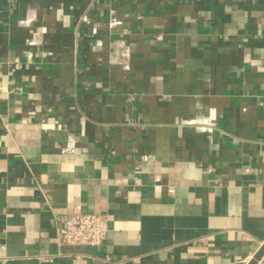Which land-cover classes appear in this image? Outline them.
<instances>
[{
  "label": "crops",
  "instance_id": "1",
  "mask_svg": "<svg viewBox=\"0 0 264 264\" xmlns=\"http://www.w3.org/2000/svg\"><path fill=\"white\" fill-rule=\"evenodd\" d=\"M81 213L105 242L59 245ZM263 246L264 0H0V264Z\"/></svg>",
  "mask_w": 264,
  "mask_h": 264
},
{
  "label": "built area",
  "instance_id": "2",
  "mask_svg": "<svg viewBox=\"0 0 264 264\" xmlns=\"http://www.w3.org/2000/svg\"><path fill=\"white\" fill-rule=\"evenodd\" d=\"M107 217L100 214H67L57 219V242L62 246H101L107 239Z\"/></svg>",
  "mask_w": 264,
  "mask_h": 264
},
{
  "label": "water",
  "instance_id": "3",
  "mask_svg": "<svg viewBox=\"0 0 264 264\" xmlns=\"http://www.w3.org/2000/svg\"><path fill=\"white\" fill-rule=\"evenodd\" d=\"M264 256V246L262 249L256 254L254 259L249 264H258V262L263 258Z\"/></svg>",
  "mask_w": 264,
  "mask_h": 264
}]
</instances>
